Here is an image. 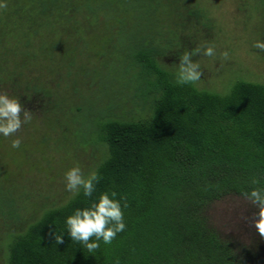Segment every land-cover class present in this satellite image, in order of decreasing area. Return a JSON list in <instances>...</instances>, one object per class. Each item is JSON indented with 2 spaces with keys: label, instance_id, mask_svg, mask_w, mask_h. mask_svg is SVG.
Here are the masks:
<instances>
[{
  "label": "rangeland",
  "instance_id": "obj_1",
  "mask_svg": "<svg viewBox=\"0 0 264 264\" xmlns=\"http://www.w3.org/2000/svg\"><path fill=\"white\" fill-rule=\"evenodd\" d=\"M118 1L0 0V57L6 51L2 66L11 74L0 92L18 97L22 110L31 113L15 134L18 149L10 147L14 137H0V264H8L13 237L73 197L64 189L65 170L78 165L87 174L106 158L98 123L150 115L137 94L138 69L121 48L119 28H129L132 20ZM96 5L116 8L123 24L105 18L109 10L93 15ZM153 5L155 27L145 42L158 49L163 70L174 76L176 56L208 44L215 56L193 57L203 69L193 84L198 90L226 95L239 80L264 84V53L252 47L264 39V0H153ZM255 211L238 194L203 210L207 225L239 264H264V238L252 226Z\"/></svg>",
  "mask_w": 264,
  "mask_h": 264
},
{
  "label": "trees",
  "instance_id": "obj_2",
  "mask_svg": "<svg viewBox=\"0 0 264 264\" xmlns=\"http://www.w3.org/2000/svg\"><path fill=\"white\" fill-rule=\"evenodd\" d=\"M118 2L131 12L130 27L121 26L118 34L138 69L137 94L150 115L97 124L107 156L95 170L93 197L112 190L124 198L125 230L93 255L66 234L56 245L53 224L60 234L64 217L87 204V198L71 197L13 237L8 264H239L203 210L225 195H240L252 179L264 187V84L239 80L226 95L175 85L157 63L158 49L145 42L155 27L153 0ZM96 6L93 15L109 10L105 18L123 24L116 8ZM4 54L3 84L11 77L8 65L2 66Z\"/></svg>",
  "mask_w": 264,
  "mask_h": 264
},
{
  "label": "clouds",
  "instance_id": "obj_3",
  "mask_svg": "<svg viewBox=\"0 0 264 264\" xmlns=\"http://www.w3.org/2000/svg\"><path fill=\"white\" fill-rule=\"evenodd\" d=\"M3 6L0 3V7ZM252 47L257 49L258 53H264V39H257ZM215 54L214 46L205 44L197 45L176 56L178 62L175 63V85H192L198 82L203 76V69L193 57H213ZM221 55L226 57L227 52H222ZM22 108L18 97L0 92V137H14L10 140L12 149L20 147V139L15 134L22 124H27L31 119L30 111ZM63 178L65 191L73 197L87 198V204L74 208L71 214L64 217V227L60 234H56V226L53 224L52 236L55 244H62L66 234L70 241L79 243L89 255H93L100 249L101 244L110 245L117 234L125 230L122 208L127 207V204L122 196L118 199L117 193L112 190L99 192L93 197L99 181L95 170L83 174L78 165H73L65 170ZM249 184L250 187L241 190L240 195L256 209L252 226L259 236L264 238V187L259 186L256 179L250 180Z\"/></svg>",
  "mask_w": 264,
  "mask_h": 264
}]
</instances>
